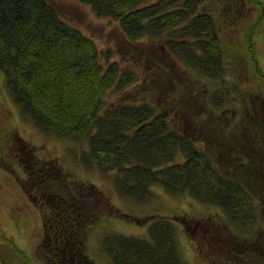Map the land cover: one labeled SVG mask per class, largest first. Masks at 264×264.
<instances>
[{"label": "trees", "instance_id": "trees-1", "mask_svg": "<svg viewBox=\"0 0 264 264\" xmlns=\"http://www.w3.org/2000/svg\"><path fill=\"white\" fill-rule=\"evenodd\" d=\"M79 1L97 17L118 21L123 44H151L144 47L141 61L151 57L154 66L140 74L143 63L132 69L121 65L111 51L100 50L91 37L63 19L48 0H0V69L14 102L37 127L86 141L87 166L95 163L102 172L112 170L113 183L124 196L144 200L150 186L158 184L220 207L228 218L227 228L233 226L226 255L238 263L251 256L264 263V127L242 130L219 121L238 110L245 117L251 106L241 91L227 100L228 106L219 102L212 119L219 130L205 135L204 147L197 146L193 132L169 122L168 115L140 95L129 102H104L107 90L124 88L132 73L152 78V70L171 71L173 66L193 73L206 91L213 88L214 79H224L226 70H234L237 49L225 44L229 36L220 33L226 32L220 31L225 25L219 29L201 0ZM256 24L247 30L245 45L264 79L253 39ZM182 91L193 95L188 84ZM221 94L211 99L212 104L223 100ZM163 104L176 110L165 100ZM185 105L188 102L178 106ZM25 145L16 140L19 151ZM0 166L16 173L11 160L0 161ZM21 166L25 178L20 184L41 213L37 257L45 264H93L87 244L93 223L86 222L90 212L84 185L66 176L55 159L35 155ZM169 221L155 219L149 238L104 236L102 247L111 264H183ZM237 231L246 236L238 237Z\"/></svg>", "mask_w": 264, "mask_h": 264}, {"label": "rangeland", "instance_id": "rangeland-1", "mask_svg": "<svg viewBox=\"0 0 264 264\" xmlns=\"http://www.w3.org/2000/svg\"><path fill=\"white\" fill-rule=\"evenodd\" d=\"M48 2L63 19L91 37L100 50L111 51L113 59L118 60L121 65L132 69L138 63H143L145 67H138L140 74L147 73V69L143 71L146 66H154L151 57L141 61L143 53L146 55L144 47H151V44H123L118 21L97 17L87 4L79 0ZM201 2L214 14L219 29L225 25L220 29H225L228 33L220 32L224 38L229 36L225 44L232 51L237 49L234 70L225 71L227 79H214L211 83L214 87L206 91L201 80L195 78L193 73L175 70L176 67L173 66L171 71L152 70V78L146 74L141 79L132 73L133 78L124 88L113 86L104 95L106 104L134 101L139 95L142 96L155 106L157 112L168 115L169 122L182 126L185 132H193L195 140L199 141L198 147H204L206 134L219 130L212 120L217 117L215 113L219 110V102L228 106L225 104L227 100L237 96L240 91L250 103V110L245 111L243 118L241 110L233 113V116L228 112V115L219 117V121L239 125L242 130L257 124L264 127V79L257 74L252 56L245 45L247 30L257 22L253 39L258 66L264 70V0ZM154 56L158 57L155 60H161L159 56ZM4 81L5 77L0 69V161L10 163L11 160L16 173L0 166V264H45L35 253L43 233L41 213L20 184V179L25 178L21 164L29 163L35 155L43 160L55 159L66 176L73 182L84 185L90 212L86 222L93 223L89 226L87 241L88 252L93 255V264H111L102 247L104 236L115 233L149 238V228L158 218L170 220L183 264H264L254 256L249 257L250 259L241 258L238 263L226 255L228 241L231 240H228L230 229L233 226L227 228L225 219L228 218L220 207L201 202L184 192L171 193L158 184L150 186L144 200L121 194L113 183L112 170L102 172L95 168V163L87 166L83 158V151L88 149L86 141L59 137L53 131L37 127L14 102L5 89ZM223 83L226 87L222 86ZM186 84L192 90V97L185 96L182 91V86ZM222 88L228 92L225 93ZM218 93H222L223 100L218 98L214 105L211 99ZM164 100L176 110L162 107L165 106ZM182 102H188V105L178 106ZM238 106H245V103H238ZM251 129L254 128L247 131ZM200 132L198 136L195 135ZM18 138L26 144L21 152L16 146ZM237 234L242 238L246 236L239 231Z\"/></svg>", "mask_w": 264, "mask_h": 264}]
</instances>
